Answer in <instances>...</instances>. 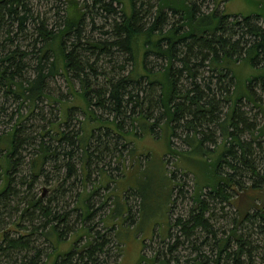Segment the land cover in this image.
Wrapping results in <instances>:
<instances>
[{
	"label": "trees",
	"instance_id": "obj_1",
	"mask_svg": "<svg viewBox=\"0 0 264 264\" xmlns=\"http://www.w3.org/2000/svg\"><path fill=\"white\" fill-rule=\"evenodd\" d=\"M68 1L70 9L64 16L62 27L56 33L46 30L44 19L41 20L36 31L42 38V45L31 53L33 57L30 58L20 46L10 50L15 46L13 38L10 37L13 28L16 27L18 33L27 34V22L30 19L32 21L27 1L0 0V37L2 38L0 84L5 88V96H12L20 101L19 105L27 106L26 114L28 115L26 117L20 113L16 124L10 126L6 134L0 135V146L3 147L0 150V207L5 208L7 203V209L16 210L14 207L10 208L8 204L10 197L19 195L13 186L12 174L18 173L21 166L20 153L25 150L23 147L26 145L31 146L26 134L25 120L29 119V116H36L34 111L37 109V103H41L44 98L48 105L55 101L48 93V89L49 82H54L53 78L58 76L64 78L69 89L72 80L79 81L81 91L72 92L71 100L74 104L56 100L59 104L56 120H47L36 132L39 142L32 151L34 154L27 160L30 180L25 182L20 179V185H26L27 191L31 192L34 183L44 173L46 165L51 163L55 171L61 168L65 170L59 186L78 178L77 182L81 187V192L76 194L77 202L72 208L81 224L79 230L71 231L65 227L69 219L68 214L62 211L53 212L51 198L46 199V204L42 196L30 200L21 199L23 200L21 203L26 205L22 211L37 210L46 220L39 224V228L33 227L29 237L36 235L40 229L39 236L50 242L51 252L46 255L48 260L51 258L48 264H104L106 263L105 248L112 242H114L112 246L114 253L117 257H122L124 247L119 233L132 225V222L128 224V221H131L132 209L128 206V210H119L117 205H122L123 202H119L109 192L104 198L106 201L111 199L113 206L96 219V211L91 209L89 203L92 197L98 195V190L104 188L99 183L100 177H107L106 174L98 170L100 177L97 184L95 186L89 184L93 191H88L86 186L90 179L91 160L99 159L97 155L106 156L111 152L107 145L101 147L102 138H110L112 134L118 133L127 141V136L137 137L134 126H137L142 135L146 133L148 136L153 134L154 127H159L162 132L167 130V154L171 157H179L181 153H184L171 147V139L176 136V130L183 128L187 134L186 140H189L187 145L190 147L189 151L193 150L198 156L196 162L200 166H195V160L191 161L198 171L196 170L193 174L194 186L192 196L190 195L192 201L197 204L198 210L192 211L187 220L175 219L173 222L169 220L170 207L176 201V196L172 195L175 188L172 179L174 171H171L169 176L168 172H165L170 183L171 196L170 205L166 207L168 208L167 222L162 232L166 230L167 239L172 236L170 229L176 227L187 240L190 237L194 238L195 230L200 229L208 234L212 233L214 248L217 247V257L214 250L211 251L213 256L207 264H228L227 260L233 261V264H241L243 255L250 258L252 254L246 247L248 242L239 235L236 225L229 236L217 240L219 245L214 242L215 234L211 232L207 219H204L207 206L201 200V190L206 186L209 188L207 194L211 197L220 196L227 201L229 196L225 193L226 190L232 189L234 185L238 188L243 187L234 179L235 173L250 181L251 184L247 188L244 187V190L254 191L261 188L264 190V126L254 127L252 123L248 124L240 111L241 104L252 103L257 107L252 88L254 85L264 94V17L259 14L254 17H231L224 11H217L215 7L209 13L202 12L200 3L205 0H199L197 4L192 0H154V7L149 4L148 9L144 11L140 9L143 8L142 2L137 7L139 0H108V3L107 0H92L97 11H104L108 18L114 12L112 4L121 5L122 16L119 23L114 21L111 25L112 41H89L83 48L79 41L81 36L79 26L83 23L88 8L84 5L83 10H79L76 0ZM212 2L214 3V0ZM259 20L262 21L261 25ZM24 37L26 38L27 35ZM70 37L74 39V42L69 43L68 49L66 40ZM25 38L24 40L27 39ZM92 53H95V58L93 63L89 64L87 59L93 55ZM103 58L105 64H111L115 61L114 59L121 58L122 62L121 65L117 64L118 66L112 64V70L118 69L117 76L115 75L117 78L106 77L101 87H98L99 85L96 84L98 73L94 65L98 61L101 62ZM239 61L249 63V66L256 70L244 82L245 87L241 91L232 71L233 66ZM31 62L35 63L34 66L30 65ZM151 62H155V68H149ZM127 64L130 65L128 70L125 68ZM29 70L32 75L26 76L25 72ZM87 72H90L89 76ZM205 72L209 74L208 79L204 77ZM90 77H93L94 81L89 83ZM181 80L184 82L183 92L178 90ZM143 83L145 86L142 85ZM229 86L232 87L231 91ZM215 91L221 99H224V102H227L225 104L227 109L222 120H219L217 116L213 118L215 111L219 113L216 108ZM77 98L82 99L81 105L75 102ZM180 100L181 102H178ZM129 104H131L130 107ZM93 107L112 115V119H100ZM155 107L163 116L160 126L161 116L156 118V122L152 124L149 122ZM74 109L83 114L77 131L71 130L72 128L68 126V120H71L70 113ZM120 116L128 120L132 127L129 131L123 132L122 125L118 121ZM44 120L45 116L39 119V121ZM158 121H160L159 124ZM204 123L216 127L221 136L220 143H214V139L207 138L205 134L202 135V139L198 138V129ZM243 130L250 132V135L254 137H251L252 139L262 138L263 140L262 147L257 143L261 148L256 161L251 159L254 149L239 138ZM205 140L213 144L214 149L204 147L202 143ZM96 142L98 146H94L95 151L92 145ZM122 147L124 148L125 144H122ZM135 151V148H132L130 155L135 157ZM211 151H214L212 154L214 162H208V158L205 157ZM95 152L98 154L95 155ZM204 159L206 160L203 161ZM118 161V165L125 162L124 158ZM221 166L231 170V174H221ZM199 174H203L205 181L200 180ZM243 193L242 196L249 200L246 203L247 206L239 211V219L235 220V223L240 225L243 221L249 220L251 217L248 211L250 207H255L260 218L255 229L258 234L264 235L262 207L255 204V201L259 199L251 197L248 192ZM61 194H66V189H62ZM137 200L139 211L135 217L141 213V204L139 199ZM29 217L34 220L35 214L30 213ZM95 220L97 223L94 225ZM261 223L263 225L260 226ZM99 224L100 228H98ZM5 234L3 239L6 244L0 245V252L14 251L22 254L24 264H41L40 257L43 251L33 250L30 247L32 241L29 238L20 236L7 239ZM109 234L113 235V240L111 238L109 240L107 237ZM73 236L74 241L70 250L60 251L61 244L69 242ZM83 237L86 238L85 242L78 245ZM231 238L234 247L229 246ZM145 242L142 244L143 248H146ZM212 242L204 241L208 247H211ZM178 245L179 242L169 247L168 252ZM31 252L34 254L28 257ZM222 254L226 255L225 262L220 258ZM137 264H167V262L160 258L146 259L141 255L138 257Z\"/></svg>",
	"mask_w": 264,
	"mask_h": 264
},
{
	"label": "rangeland",
	"instance_id": "obj_2",
	"mask_svg": "<svg viewBox=\"0 0 264 264\" xmlns=\"http://www.w3.org/2000/svg\"><path fill=\"white\" fill-rule=\"evenodd\" d=\"M27 7H29L30 13L32 15L31 19L27 22L28 31L27 34L22 32L18 33L16 31V27L13 28V33L10 36L14 40L15 46L10 48L15 49L16 46H20L23 50H25L29 57L32 58V52L36 51L35 49H39L42 45V38L37 35L36 29L40 26L41 20L44 19V27L48 31H54L55 33L60 29L63 25V19L65 18L67 12L70 9V3L68 0H26ZM79 10H83L84 5L88 8V13L85 15V19L81 24V36L80 43L82 47H85V44L89 41H107L110 42L111 34L113 28H111L112 23L115 21L116 23L120 22L121 18V9L122 6L116 3L112 4L114 12L112 15L108 16L102 10L97 11V7H94L92 0H76ZM194 3H199V0H192ZM205 0L201 4V11L209 13L211 9L214 7L217 11H224L225 14L234 17H246L251 16L254 17L256 15H260L264 17V0ZM108 3V0L106 1ZM143 4V11L148 9L149 4L155 5L154 0H139L137 7ZM154 7V6H153ZM98 13V14H97ZM100 15V16H99ZM238 18V17H237ZM239 19V18H238ZM232 20H234L232 18ZM171 22V21H170ZM259 24H262V21L259 20ZM263 26V25H262ZM106 33V34H105ZM27 35V39L24 37ZM29 35V36H28ZM24 38L26 40H24ZM2 38L0 37V41ZM36 40V42H35ZM67 47L70 48L69 43L74 42L72 37L67 38ZM76 42V41H75ZM1 46V44H0ZM1 52V51H0ZM90 57L87 59L89 64H92L94 61L95 53H92ZM87 55V54H85ZM2 56V53H0ZM88 56V55H87ZM111 64H105L103 62L104 58L101 62H96L94 65L96 72L98 73L97 86L104 83L106 77L117 78L116 72L117 70H112L113 66L117 64L121 65V59H114ZM154 60V59H151ZM157 64H159L158 61ZM155 62L150 64L149 68H155ZM34 62H31L30 65L34 66ZM117 65V66H118ZM130 65H126V70H128ZM116 68V67H115ZM112 71V72H111ZM114 71V73H113ZM233 74L235 76L236 82L239 84V89L244 90L245 81L249 79L250 75L254 74L252 67L249 66V63L245 61H239L232 68ZM88 76L90 72H87ZM26 76L32 75V72H25ZM116 75V76H115ZM209 74L207 72L204 73V77L208 79ZM54 82H49L48 93L53 96L55 99L54 102H50L48 105L46 103V99L40 103H37V109L34 111V115L29 116V119L25 120V129L26 134L29 137V144L31 146L26 145L23 147L25 150L21 151L20 157L22 159L21 166L18 169V173L12 174V178L14 180L13 186L15 190L18 191L17 196L10 197L9 206L10 208H16V210L7 209V203H5L6 207H0V245L4 246L3 236L5 234L6 238H17V237H25L29 238L31 242L30 247L37 251L42 250L43 255L40 257L41 264L49 263L46 255L51 252L50 242L45 241L41 236H39L40 229L37 231L38 233L31 238L29 237V232L33 227H38L39 224L46 222L43 217H41V213L37 210L33 211L29 209V214L34 213L35 218L32 220L29 217L28 212L22 211L24 208V199H31L38 196H42V200L46 204V199L51 198V208L54 209L53 212H66L68 214L69 219L65 223L71 231L75 229H80L81 224L77 218V214L73 211V206L76 201V194L81 192V187L79 182H77L78 178L71 179L66 182L64 185L60 180L63 178L64 169H60L55 171L53 169V164L48 163L44 168V173L41 177L36 181L31 188V192L27 191L26 185H20V179L25 182L30 180L28 177V165L27 160L31 158L34 154L32 151L34 147L39 142V138H37L36 132L39 131L42 125L47 120H56L57 108L59 104L56 100H60L61 102H69V104H74L71 100L72 92L79 93L81 91V85L79 81L72 80L70 84V89L67 86V83L64 81V78L55 76ZM94 78H88V82H93ZM215 81V80H213ZM198 82V81H197ZM183 81H180V85L178 84L179 92H183ZM199 83V82H198ZM145 86V83L142 84ZM255 86V87H254ZM253 95H255L257 107H255L252 103L241 104L240 111L243 114L244 118L247 120L248 124H253L254 127H263L264 126V94L262 91L254 85ZM232 90V87L229 86V91ZM5 88L0 84V135H4L9 130L10 126L16 124L17 119L19 118L20 113L23 116L28 117L26 107L19 105V100H15L12 96H5ZM157 91H155L156 93ZM92 95V94H91ZM156 95V94H154ZM215 99L217 100L216 108L218 112L213 113V118L217 116L219 120L223 119V115L226 112L224 99H221V96L215 91ZM6 97V98H5ZM181 100H183L181 98ZM178 101V102H181ZM82 99L77 98L75 102L81 105ZM72 102V103H70ZM95 102V101H94ZM188 105V102H186ZM78 104V105H79ZM132 104V103H131ZM129 104L128 106L130 107ZM76 106V105H75ZM261 110H260V108ZM94 111L97 113V116L100 119L108 118L112 119V115L108 114L105 111L98 109L97 107H93ZM262 112V113H261ZM45 116L44 121H39L42 116ZM71 120L68 124L71 130L77 131L80 127V121L83 119V114L74 109L70 113ZM152 119H149V122L152 124L156 122V118L161 116V112L158 111L155 107L153 112L151 113ZM161 123L158 121L159 126L162 124L163 116ZM118 121L122 125L123 132L129 131L132 127L129 124L128 120L124 119L122 116L119 117ZM137 125V124H135ZM181 125V124H180ZM136 127V136H127L126 138H122L119 134L114 133L110 138H102V146L104 145L110 149L109 154L106 156H99V159L91 160L90 166V179L89 183L86 186L88 191H93L90 185L97 184V180H99V171L102 170L107 177H100L101 182L100 186L104 187L102 190H98V195L96 197H92L90 200L91 209L96 211V219L98 216H102L105 214L108 209H111L113 206V202L111 199L106 201L104 198L109 192L114 198L119 200V202H123L122 205H117L119 210L125 211L128 206L132 209L131 221H128V224L132 222L133 227H129L121 230L119 234H121V244L124 247V253L122 257H117L114 253V242L110 243L106 246V255L104 264H137V260L139 256H143L144 258H160L161 260H165L167 264H207L208 261L214 254L216 255L217 250L214 248L212 233L208 234L200 229L195 230V237L189 238L188 240L178 232L177 227L170 229L169 232H172V236L170 239H167L166 230L163 232V228L165 229L164 224L167 222V206L170 205L171 196H170V183H168V177L171 174V171H174L172 176L173 183L175 184V188L172 191V195L176 196V201L170 207L169 212V220L173 222L175 219L179 220H187V217L190 215L192 211H197V204L192 201L190 198L192 188L194 186V175L196 173L197 168L194 167V164L191 161L195 160V166H200L199 163L196 162L198 159L197 155L193 150H190V147L187 146L189 144V140H186L187 134L183 128H178L176 130L175 135L171 139V147H173L176 151H184L181 153L179 157H171L167 154V130L162 132V129L159 130V127H154L153 134L149 136L145 133H141L139 129ZM40 128V129H39ZM198 138L202 139V135H207V138L214 139V143H220V133L217 131L214 125L204 123L202 127L198 129ZM250 132L247 130H243L240 133V140L244 143H247L254 149L251 159L255 161L258 158V151L263 146L262 138L252 139ZM254 138V137H253ZM131 141V142H130ZM261 147H259L257 145ZM98 143L93 144L92 147H96ZM125 144V147L121 148V145ZM204 147H209L214 149V145L209 141H203ZM100 145V144H99ZM94 147V148H95ZM132 148H135L134 156L130 155V151ZM2 145L0 146V150H2ZM96 151V148L93 149ZM186 151V152H185ZM214 151L205 156L208 158V162H214L212 154ZM167 154V155H166ZM120 158H124V163L118 165V160ZM166 160V163H165ZM204 159L203 161H205ZM184 161L186 163H184ZM202 161V160H201ZM140 162V163H139ZM204 163V162H203ZM140 165V166H139ZM146 165V166H145ZM119 166V172H118ZM97 169V171H96ZM198 171V170H197ZM165 172L168 174L165 175ZM187 172L186 174H184ZM221 174H231V170L226 169L225 166L220 167ZM200 175V180L205 181V177L203 174ZM24 178V179H23ZM234 179L239 181L243 187L238 188L235 185L232 186V189L226 190L225 193L228 194L229 199L226 201L220 196H212L207 194L209 191L208 187H204L205 189L201 190V200L204 202L205 206H207L206 213L204 214V219H207L211 232H214L215 239L214 242L218 244L217 240L219 238H226L230 235L231 230L236 225L237 232L239 235L243 237L248 242L247 248H249L252 256L248 258L247 255H243L241 258V264H264V235H260L255 229L256 225L259 224V215L256 208L250 207L248 214L251 218L249 220L243 221L242 224L238 225L235 223V220H238V213L243 209V207L247 206L246 203L249 200L246 197H243V192H248L251 197H256L259 200L255 201V204L262 207V215L264 216V190L263 188L258 190H244V187L247 188L251 183L242 175L239 176L238 173H235ZM1 186V183H0ZM59 186V187H58ZM108 187V188H107ZM62 189H66V194H61ZM96 189V188H95ZM107 189V190H106ZM243 190V191H242ZM133 195V196H131ZM192 196V195H191ZM242 196V197H241ZM140 201V209L141 213L138 217H135L137 211H139L138 200ZM240 197V198H239ZM23 199V200H21ZM125 201H124V200ZM21 200V201H20ZM20 204V205H19ZM101 204H104L101 206ZM125 206V207H124ZM128 210V209H127ZM101 214V215H99ZM125 221V220H124ZM97 223V220L94 221V225ZM19 225V226H17ZM263 225L262 223L260 226ZM100 228V224L99 227ZM4 231V233H3ZM109 240H113V235L109 234ZM74 236L67 243H62L59 247L60 251H68L72 247V242L74 241ZM86 239V238H85ZM84 237L81 239V245L85 242ZM211 247H208L204 241H209ZM145 242L146 248L142 247L143 242ZM179 242V245L173 249L171 252H168V248L175 245ZM230 244L234 247V243L229 240ZM232 250V248L230 249ZM231 253V251H228ZM34 252L28 254V257H31ZM22 254L17 252H0V264H24L22 259ZM225 254L221 255V259L225 262ZM217 257V255H216ZM120 258V259H119ZM231 258V257H230ZM201 262V263H200ZM228 264H233L234 262L231 260H227Z\"/></svg>",
	"mask_w": 264,
	"mask_h": 264
}]
</instances>
